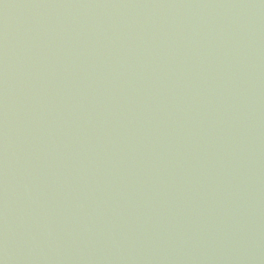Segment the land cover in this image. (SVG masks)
Wrapping results in <instances>:
<instances>
[{
    "label": "water",
    "instance_id": "obj_1",
    "mask_svg": "<svg viewBox=\"0 0 264 264\" xmlns=\"http://www.w3.org/2000/svg\"><path fill=\"white\" fill-rule=\"evenodd\" d=\"M0 264H264V0H0Z\"/></svg>",
    "mask_w": 264,
    "mask_h": 264
}]
</instances>
